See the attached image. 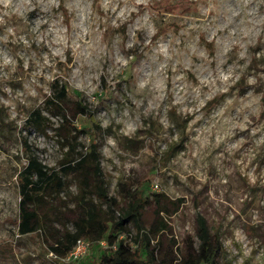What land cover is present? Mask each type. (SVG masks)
Listing matches in <instances>:
<instances>
[{
    "label": "clouds",
    "instance_id": "1",
    "mask_svg": "<svg viewBox=\"0 0 264 264\" xmlns=\"http://www.w3.org/2000/svg\"><path fill=\"white\" fill-rule=\"evenodd\" d=\"M37 111L45 134L29 136ZM0 126V264H84L94 244L109 249L77 227L81 181L64 170L86 158L129 230L111 250L147 237L154 264L169 247L185 264L214 242L217 264H264V0H0ZM33 154L64 185L45 196L68 216L51 217L56 236L20 231ZM28 178L31 192L39 173Z\"/></svg>",
    "mask_w": 264,
    "mask_h": 264
},
{
    "label": "trees",
    "instance_id": "2",
    "mask_svg": "<svg viewBox=\"0 0 264 264\" xmlns=\"http://www.w3.org/2000/svg\"><path fill=\"white\" fill-rule=\"evenodd\" d=\"M66 94L67 90L65 88L64 91L59 92L58 99L64 100ZM48 103L50 105L52 104L51 101ZM77 107L80 110V114L87 115V108L83 105H77ZM56 109L60 112L58 107ZM26 126H31L35 130L45 134L43 129L47 126V120L40 115L39 111H37L33 113L32 118L26 123ZM24 143L26 142L24 141ZM31 164L32 166L25 174V177H22V179H25V202L21 206L23 222L20 231L22 233H28L35 232L37 229H45L53 236L59 235L58 231L50 227L51 217L55 216V218L63 224L67 223L68 216L59 212L55 206L49 204L48 201L45 200V196L52 191H59L64 186L63 182H61L55 174L49 176L43 172L41 170V165L37 163L35 156ZM33 171L39 173L40 178L32 188L31 192H29L27 185L31 184L32 181L28 177L31 176ZM64 171L66 174L70 172L77 173L78 178L81 181L82 191L80 197L77 198L79 201L78 207L86 209V211L81 214L77 227L81 228L82 231L87 230L88 235L93 239H106L110 246L108 250H104L101 245L94 244L92 256L87 257L84 264H154V258L149 251L150 243L147 237H144V240L141 241L137 236L127 245L124 240H121L119 242V250H111V245L116 243L118 236L122 232L129 230L123 228L121 224L116 223L114 215L102 207V202L106 199V196L97 160L95 158H86L78 164L76 168H68ZM91 192H95L100 197V204L93 203L87 198ZM156 199L159 201L160 196L157 195ZM110 203L114 205L117 201L112 199ZM69 211L72 210L69 209ZM128 211L131 213H138L135 205L130 206ZM140 226L143 227V225ZM160 227L166 228L167 225L161 222ZM152 231L153 233L157 231L155 223L152 225ZM169 231L171 230L169 229ZM160 239L161 247H163L164 238L161 237ZM44 242L46 243L47 240L45 239ZM171 243H175V241H172ZM134 246L135 251H133ZM188 247L189 249L192 248L191 241L188 242ZM219 253V246L214 242H208L202 248V254L199 257L190 255L185 264H217L216 257L219 256ZM171 256L172 249L169 247L166 250L164 257L160 260V264H173L174 257L169 259Z\"/></svg>",
    "mask_w": 264,
    "mask_h": 264
},
{
    "label": "rangeland",
    "instance_id": "3",
    "mask_svg": "<svg viewBox=\"0 0 264 264\" xmlns=\"http://www.w3.org/2000/svg\"><path fill=\"white\" fill-rule=\"evenodd\" d=\"M58 85H54V87H57ZM67 90V89H66ZM77 95H79L78 93H77ZM82 105V104H81ZM57 113H59V111H58V109H56V113H54V114H57ZM81 116H84L83 114H80ZM47 124H48V121H47ZM81 124L83 125V127H82V129H81V131H82V133L83 134H90L89 133V129H90V125H88L86 122H84L83 121V119L81 120ZM8 127H10V126H8ZM15 129L13 128L12 130H10V131H8L7 132V139L8 140H10V141H14V137L12 136V131H14ZM28 131V135L29 136H31L32 135V133H33V131H35L36 133H37V135L39 136V135H44L43 133H41V132H39V131H37V130H35L33 127H31V126H29V127H27L26 125H25V129H23L22 131ZM61 133L62 134H67V128H65V127H62L61 128ZM5 138V129H4V126H0V139H4ZM25 142L26 143H24V146H25V148H27L28 147V143H27V139H25ZM75 148H76V145H73L72 146V153H75ZM37 151H40L39 149H37ZM71 153V154H72ZM33 156H35V154H33ZM69 183H70V181H68ZM149 189H150V185H148V184H146L145 185V192H148L149 191ZM103 207V206H102ZM93 249V248H92ZM10 251H11V249L9 248V249H4V250H0V256H6L8 253H10ZM95 251V250H94Z\"/></svg>",
    "mask_w": 264,
    "mask_h": 264
}]
</instances>
